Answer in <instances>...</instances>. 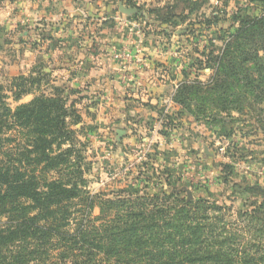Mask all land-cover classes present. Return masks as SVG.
Here are the masks:
<instances>
[{
	"label": "rangeland",
	"instance_id": "rangeland-1",
	"mask_svg": "<svg viewBox=\"0 0 264 264\" xmlns=\"http://www.w3.org/2000/svg\"><path fill=\"white\" fill-rule=\"evenodd\" d=\"M78 1L85 5V15L77 23L82 42L103 45L105 34L118 39L141 37L143 42L169 53V58L182 65L177 89L183 88L179 96L183 108L196 118L197 124L189 129L191 135L182 134L181 126L182 132L165 136L162 139L165 147L173 146L167 153L161 151L162 147L153 138L147 144L135 139L137 144L132 151L128 145L115 146L118 142L114 133L99 128L96 123L98 98L93 89L89 85L90 89H73L65 83L58 76L59 67L53 66L64 52H54L53 47L51 56L46 51L35 54L31 50L35 41L31 43L29 35L23 34L24 28H7L4 33L0 30V89L8 106L14 109L40 96H61L74 101V109L82 121L79 126L69 121V126L75 132L76 149L83 158L87 194L99 195L101 199L128 194L161 198L162 194H173L168 202L170 207L200 201V207L212 208L207 212V223L224 225L225 234L244 243L261 239L264 236V85L261 90L248 89L246 100L241 101V113L223 112L219 104L210 101L201 102V107L200 102L199 107L193 105L199 101L195 90L199 92L197 96L208 97L206 89H199L196 84L206 85L211 81L215 58L224 44L235 37L242 26L240 22L264 17V8L245 0ZM70 25L61 23L57 28L69 29ZM77 25L72 23L75 28ZM1 26L6 24L2 22ZM47 38H51L49 44L60 45L64 41L50 34L42 40ZM32 57L35 63L29 70L28 60ZM176 139L181 141L177 144ZM101 199L94 200L92 217L98 215ZM78 214L74 211L73 222L78 221Z\"/></svg>",
	"mask_w": 264,
	"mask_h": 264
},
{
	"label": "trees",
	"instance_id": "trees-1",
	"mask_svg": "<svg viewBox=\"0 0 264 264\" xmlns=\"http://www.w3.org/2000/svg\"><path fill=\"white\" fill-rule=\"evenodd\" d=\"M245 1L264 8V0ZM240 23L216 56L211 81L196 84L208 97L195 90V108L210 101L241 113L248 89L264 85V17ZM182 90L173 101L185 111ZM69 121L82 120L67 97H35L11 109L0 89V264H264V236L245 244L225 234L224 225L206 222L212 208L200 201L170 207L173 194H87Z\"/></svg>",
	"mask_w": 264,
	"mask_h": 264
},
{
	"label": "crops",
	"instance_id": "crops-1",
	"mask_svg": "<svg viewBox=\"0 0 264 264\" xmlns=\"http://www.w3.org/2000/svg\"><path fill=\"white\" fill-rule=\"evenodd\" d=\"M84 9L78 0H0V23L8 26L0 30L4 33L7 28H24L23 34L29 35L31 43L35 41L31 47L35 54L46 51L51 56L53 47L54 52H64L59 62H53L54 67H59L58 76L73 89H93L98 98L96 123L114 133L118 142L115 146L128 145L132 151L136 140L147 144L153 138L167 153L173 146L165 147V136H174L182 127V134L191 135L189 129L197 124L173 101L182 65L141 37L118 39L105 34L103 45L82 42L77 23L82 21ZM61 23L71 25L69 29L57 28ZM48 34L64 41L49 44L51 38L42 40ZM34 63V57L30 58L28 69ZM180 141L176 139L177 144Z\"/></svg>",
	"mask_w": 264,
	"mask_h": 264
},
{
	"label": "water",
	"instance_id": "water-1",
	"mask_svg": "<svg viewBox=\"0 0 264 264\" xmlns=\"http://www.w3.org/2000/svg\"><path fill=\"white\" fill-rule=\"evenodd\" d=\"M127 13L133 12L134 10H125ZM264 131V128H263Z\"/></svg>",
	"mask_w": 264,
	"mask_h": 264
},
{
	"label": "built area",
	"instance_id": "built-area-1",
	"mask_svg": "<svg viewBox=\"0 0 264 264\" xmlns=\"http://www.w3.org/2000/svg\"><path fill=\"white\" fill-rule=\"evenodd\" d=\"M219 150H220L221 152H223V151H224V149H223V148H220Z\"/></svg>",
	"mask_w": 264,
	"mask_h": 264
}]
</instances>
